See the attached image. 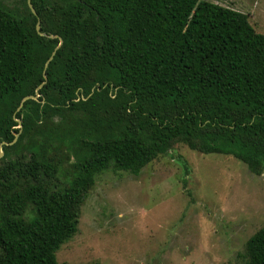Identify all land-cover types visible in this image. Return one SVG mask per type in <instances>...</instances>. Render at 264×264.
Here are the masks:
<instances>
[{
	"label": "trees",
	"instance_id": "trees-1",
	"mask_svg": "<svg viewBox=\"0 0 264 264\" xmlns=\"http://www.w3.org/2000/svg\"><path fill=\"white\" fill-rule=\"evenodd\" d=\"M20 3L0 0V264H58L96 176L137 175L178 143L264 170V33L247 14L209 0ZM240 256L264 264V225Z\"/></svg>",
	"mask_w": 264,
	"mask_h": 264
},
{
	"label": "rangeland",
	"instance_id": "rangeland-1",
	"mask_svg": "<svg viewBox=\"0 0 264 264\" xmlns=\"http://www.w3.org/2000/svg\"><path fill=\"white\" fill-rule=\"evenodd\" d=\"M21 8L20 0H3ZM247 14L264 33V0H209ZM63 183L64 175L58 174ZM56 181V180H55ZM28 214V213H27ZM264 225V170L178 143L137 175L95 178L75 235L58 264H243L246 240Z\"/></svg>",
	"mask_w": 264,
	"mask_h": 264
},
{
	"label": "water",
	"instance_id": "water-1",
	"mask_svg": "<svg viewBox=\"0 0 264 264\" xmlns=\"http://www.w3.org/2000/svg\"><path fill=\"white\" fill-rule=\"evenodd\" d=\"M27 2H28V5L31 7L30 0H27ZM31 9H32V11H34L32 7H31ZM35 27H36V31H37V33H38L39 35L45 36V33L40 31V24H39V21H37ZM55 36H56V35H53V36H52V35H49V37H55ZM54 53H55V50L51 53V55L48 57V59L46 60V62H45V64H44V68H43V77H45V70H46V67H47L48 63L50 62V60L52 59ZM41 85H42V84H40V85L37 87V89H38L39 87H41ZM37 89H36V91H35V95H27V96H25V97L22 98V100H21V102H20V105H19L18 109L20 108L22 102H23L25 99H28V98L35 99V98L37 97ZM18 122H19V121H18ZM20 126H21V125H20V123H19V127H20ZM16 136H17V134L15 135V138H16ZM15 138L13 139V141L15 140ZM13 141H12V142H13ZM12 142H11V143H12ZM3 144H6V142H1V143H0V157H1L2 154H3L2 150H1V146H2Z\"/></svg>",
	"mask_w": 264,
	"mask_h": 264
}]
</instances>
